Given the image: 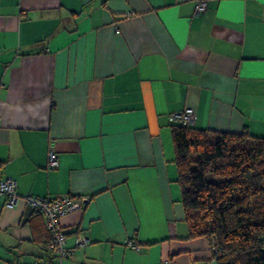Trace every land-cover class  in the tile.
<instances>
[{
    "label": "crops",
    "instance_id": "1",
    "mask_svg": "<svg viewBox=\"0 0 264 264\" xmlns=\"http://www.w3.org/2000/svg\"><path fill=\"white\" fill-rule=\"evenodd\" d=\"M199 1L0 0V180L21 195L0 196V264L53 257L29 195L84 197L62 223L89 244L63 264H215L188 237L171 114L264 137V0Z\"/></svg>",
    "mask_w": 264,
    "mask_h": 264
},
{
    "label": "trees",
    "instance_id": "2",
    "mask_svg": "<svg viewBox=\"0 0 264 264\" xmlns=\"http://www.w3.org/2000/svg\"><path fill=\"white\" fill-rule=\"evenodd\" d=\"M172 136L188 237L215 264H264V137L180 123Z\"/></svg>",
    "mask_w": 264,
    "mask_h": 264
},
{
    "label": "built area",
    "instance_id": "3",
    "mask_svg": "<svg viewBox=\"0 0 264 264\" xmlns=\"http://www.w3.org/2000/svg\"><path fill=\"white\" fill-rule=\"evenodd\" d=\"M207 9V3L204 0L199 1L195 7L196 14H202ZM197 118L196 110L188 107L182 111L171 114V120L186 126L195 125ZM1 122V121H0ZM49 166L57 168L59 166V152L55 146H50L49 150ZM19 185L16 179L8 177L0 180V196L6 197V204L14 206L21 198L18 192ZM35 213L44 215L47 223V228L51 232L50 249L54 259L38 261L36 264H63V261L70 257L78 247H83L89 244V238L80 231L77 234L76 246H67V230L64 228L62 219L75 211L84 209V197L74 198L72 195H63L60 197H37L29 195L25 197ZM134 247H138L132 240L129 242ZM163 264H179L172 259L164 260ZM191 264H212L207 261L204 263L193 262Z\"/></svg>",
    "mask_w": 264,
    "mask_h": 264
}]
</instances>
